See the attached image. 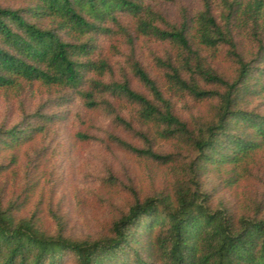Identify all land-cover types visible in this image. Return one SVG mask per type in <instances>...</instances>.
<instances>
[{
    "label": "trees",
    "instance_id": "trees-1",
    "mask_svg": "<svg viewBox=\"0 0 264 264\" xmlns=\"http://www.w3.org/2000/svg\"><path fill=\"white\" fill-rule=\"evenodd\" d=\"M12 1L0 5L5 97L38 86L55 106L77 100V118L102 114L136 141L106 130L109 143L174 179L145 197L131 189L128 207L84 238L67 236L53 211L46 230L0 189V264H264V0H199L176 17L159 0ZM138 37L163 47L151 54L163 87L137 57ZM109 40L130 45L124 63L105 55ZM18 104L21 119L0 124V149L12 151L0 178L58 120L46 104L32 114Z\"/></svg>",
    "mask_w": 264,
    "mask_h": 264
},
{
    "label": "rangeland",
    "instance_id": "rangeland-1",
    "mask_svg": "<svg viewBox=\"0 0 264 264\" xmlns=\"http://www.w3.org/2000/svg\"><path fill=\"white\" fill-rule=\"evenodd\" d=\"M12 4L17 2L0 0L2 6ZM155 5L171 17L179 15L180 6L192 13L200 7L199 0H159ZM109 42L117 46L118 53L110 47ZM129 46L109 40L103 44V50L108 57L117 55L119 61L124 63L126 55L128 58L131 52ZM134 49L153 78L163 87L164 80L151 59V54H161L163 47L138 37L134 39ZM221 67L228 69L226 64ZM26 92L17 99L6 98L0 91V124L11 127L21 119L19 101L24 102L28 114H32L39 104H46L44 111L47 114L56 113L58 120L46 138H37L33 144L34 153L31 146L19 150L12 171L0 178L3 201L6 203L10 197L16 198L23 209L22 216L35 212L41 225L48 231H54L57 223L53 211L67 236L91 237L128 207L133 197L131 189L139 197H145L165 190L172 183L174 174L167 168L162 169L109 143L105 137L106 130L128 142L136 144V141L113 128L102 114L90 116L85 112V116L81 114L77 118L81 110L77 100L59 107L55 103L50 104L38 86L33 92ZM58 95L54 94L51 99H56ZM77 133L93 135L104 141L76 140ZM11 155L12 151L0 149V162L8 163ZM111 176L116 182L108 180Z\"/></svg>",
    "mask_w": 264,
    "mask_h": 264
}]
</instances>
